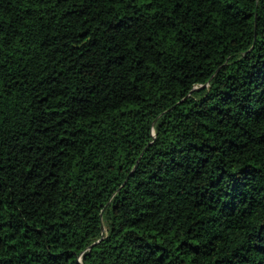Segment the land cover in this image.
<instances>
[{
	"label": "trees",
	"instance_id": "obj_1",
	"mask_svg": "<svg viewBox=\"0 0 264 264\" xmlns=\"http://www.w3.org/2000/svg\"><path fill=\"white\" fill-rule=\"evenodd\" d=\"M0 264H264V0H0Z\"/></svg>",
	"mask_w": 264,
	"mask_h": 264
},
{
	"label": "water",
	"instance_id": "obj_2",
	"mask_svg": "<svg viewBox=\"0 0 264 264\" xmlns=\"http://www.w3.org/2000/svg\"><path fill=\"white\" fill-rule=\"evenodd\" d=\"M100 217H101V215H100ZM103 231H104V228L101 226V232H102V235H103Z\"/></svg>",
	"mask_w": 264,
	"mask_h": 264
}]
</instances>
